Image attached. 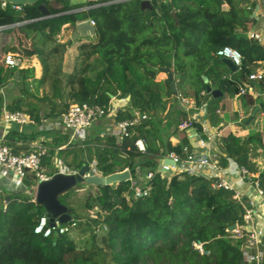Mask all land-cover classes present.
I'll use <instances>...</instances> for the list:
<instances>
[{
  "label": "trees",
  "instance_id": "trees-1",
  "mask_svg": "<svg viewBox=\"0 0 264 264\" xmlns=\"http://www.w3.org/2000/svg\"><path fill=\"white\" fill-rule=\"evenodd\" d=\"M148 1L149 6H141L140 0L74 4L69 0H38L20 5L19 10L9 4L0 7L1 41L13 31L24 34L33 46L22 48V55L17 53L20 63L22 58L35 55L40 64L36 76L33 66L6 68L0 61V117L2 109L20 110L32 120L24 125L10 124L3 143L14 153L27 152L40 136L46 148L41 165L48 170L54 158L74 171L94 161L101 175L127 168L132 179L141 177L138 186L149 185L145 195L133 198L130 180L106 187L85 183L96 189L83 196V206L95 211V217L78 216L65 203L72 188L59 196L74 214L66 222L67 230L61 234L52 230L42 237L33 227L39 216L47 214L33 200L36 179L33 172H27L23 189L0 191V264H243L246 234L235 237L227 227L243 224L247 196L235 198L234 190L213 187L216 177L186 171L161 174L157 166L158 159L171 151L186 158L192 144L185 127L192 126L205 138L201 125L193 120L179 128L193 109L204 105L208 122L214 125L220 121L222 95L213 97L207 92L203 77L222 94L237 95L249 112L258 104L255 122L259 125L264 121L261 97L238 94V82L262 87L264 81L255 83L246 78L249 71L264 64V37L247 36L254 22L250 15L254 0ZM39 3L50 16L42 17ZM85 19L93 20L95 38L82 42L78 37L74 61L69 70H63V52L70 41L59 42L55 36L65 24ZM224 45L240 52L239 70L231 71L215 54ZM12 49L1 47L3 53ZM162 67L172 73L173 91L167 77L156 79ZM16 68L18 78L13 79ZM9 77L12 85L7 86ZM110 94L124 100L112 116L110 130L116 121L130 118L132 109L146 114L145 119L127 128L126 135L90 131L71 140L58 129H38L42 119L59 116L72 103L106 108ZM188 96L193 98V108L184 110L177 103ZM246 118L217 138L215 154L220 167L231 161L252 173L264 199V172L254 159L257 150L264 149V129L256 127L240 134L252 122L245 124ZM171 135L179 137L177 143L171 144ZM137 139L142 140L143 150L134 144ZM148 171L153 172L149 179L145 178ZM196 241L201 243L202 253L194 248ZM261 242L264 249V237Z\"/></svg>",
  "mask_w": 264,
  "mask_h": 264
},
{
  "label": "built area",
  "instance_id": "built-area-1",
  "mask_svg": "<svg viewBox=\"0 0 264 264\" xmlns=\"http://www.w3.org/2000/svg\"><path fill=\"white\" fill-rule=\"evenodd\" d=\"M10 5L11 8L15 10L20 9V5L11 4L6 0H0V7L4 8L7 5ZM246 8H250L249 5ZM90 25L94 26L93 20L86 19ZM2 26H0V29ZM247 36L249 38H255L261 40V35L252 30L247 31ZM215 54L219 57H227L235 66L236 70H239L241 67L242 56L240 52L229 45H224L218 48ZM0 61L6 68H13L18 64H21L17 53L6 51L0 55ZM246 78L249 81L255 83H260L264 78L263 70H251L246 74ZM252 84H243L238 82V94H244L248 92L252 97L260 95V91L253 88ZM203 93V91H201ZM120 100H123L120 98ZM117 108L113 107L110 103L109 106L104 108L98 104H86V103H72L68 106L66 111L60 114L57 117L50 119H42L38 129H51L55 128L60 131L63 128L62 132H66L69 135L71 140L82 138L84 135V130L88 128L94 119L114 115ZM146 114L139 111L138 109H132V116L130 118L118 120L114 123L113 129H106L105 131L112 132L116 136L120 137L127 134V128L134 124H137L141 119H145ZM15 123L18 125H24L27 123H32V120L28 117L26 113L20 110L8 111L2 109L0 117V128L1 132L6 130L10 124ZM185 124H180L184 126ZM134 144L139 150L144 149V145L141 139L135 140ZM199 146L205 145V139H198ZM45 146L41 144L40 140H34L30 144V149L27 152L14 153L9 146L3 143V133L0 135V171L4 172L6 176L0 173V191H13L18 189H23V177L27 172H33L36 179L34 185L32 186V193L34 194L35 185L44 179L49 178L55 171L70 173L68 170L62 169L60 167V160H52V168L48 170L47 168L41 165L42 157L45 155ZM169 158L172 160V163H164L163 159ZM88 166L93 170L94 173L100 174L95 169V162L91 161L87 163ZM203 166L212 168L214 171L220 169V166L217 164V159L215 154L209 156L207 153L195 154L191 150L186 154L185 159H181L174 152H169L163 158L159 159L157 170L161 174H169L171 172L177 171H186L188 173H196L195 171ZM236 173L240 181L250 184L257 196L262 197V189L259 187L257 180H252L253 174L248 172L244 167H236ZM73 172V171H72ZM153 172L148 171L145 174V178H150ZM206 177V176H205ZM217 180L212 183L213 187H222L225 189L234 190L233 197L239 198L243 194L234 187V183L229 181L226 178H223L220 174H215L214 176ZM209 178V177H207ZM4 179H7V182H4ZM140 176L136 179H132L131 176L128 180L131 181L133 189L132 197L136 198L142 195H145L149 190V185L138 186L137 181H139ZM255 203L249 200V206L245 208L243 214V224L238 226L235 224L234 229L228 230L235 237H241L244 233L246 234V246L242 250V262L243 264H263L264 258V249L260 246L262 245V238L264 237V226L257 224L255 221L256 211ZM71 221V220H70ZM69 222V221H68ZM67 222V223H68ZM67 223H55L54 226L48 224L47 215L43 214L39 216L36 225L33 227V232L35 234H40L42 237H47L52 230L57 234H61L67 230ZM74 222H71L70 225H73ZM194 248H196L200 253L203 252L201 243L199 241L194 242ZM252 248V249H251Z\"/></svg>",
  "mask_w": 264,
  "mask_h": 264
},
{
  "label": "crops",
  "instance_id": "crops-1",
  "mask_svg": "<svg viewBox=\"0 0 264 264\" xmlns=\"http://www.w3.org/2000/svg\"><path fill=\"white\" fill-rule=\"evenodd\" d=\"M85 1H87V0H69V2L71 4L82 3ZM113 1H119V0H113ZM226 6H227L226 3L222 2V7L226 8ZM83 8H86V7H83ZM250 15H251V18H253L254 22L252 23L249 30L258 32L263 39V37H264V1L254 0V5H253L252 12L250 13ZM67 26H68L67 24L64 25V27H67ZM255 69L264 71V64L260 63L258 65V67H256ZM159 73H160V75H158V77L156 76L157 80H162L165 77H167L166 73L164 71L161 70L157 74H159ZM186 87H187V85H186ZM253 88L260 91L259 97H261V99L264 101V88L260 87V86H256V85ZM221 95H222V106L223 107L218 112V114L220 116V121L217 124L212 125L208 122V120L204 117V105H200L196 109H193L191 114H189L188 120L181 123V124H185L184 126L179 125V128H183L186 125H188V123L191 120L198 122L201 125V129L203 131V134H205L204 139H205L206 143L204 146H199L198 139L203 138V137H201L200 134H197L195 129L192 126H187L184 129L186 134L190 135V139H191L190 141L192 144V146H191L192 152H194V149L201 148V149H203V151L201 153H204V154L208 153V154H211V156H212L215 149H216L215 139H217L218 136L225 134L229 130H234L237 122L240 119L248 116L251 113V110L249 112V110L247 109L246 106L241 105L240 101L238 100L237 95H234L233 97H228L222 93H221ZM119 100H120V98L114 99L112 97L110 100V103L112 104L113 107L118 108L124 104V100H121L122 102H120ZM177 104L182 109L188 110L190 108H193V104H194L193 98L191 96L181 97L178 100ZM245 111H246V113H248V114H246V116L242 115V113ZM261 115H263V114H261ZM112 116L113 115L100 117V119H103L100 121L98 120L99 118H96L93 120V122L91 123V125L89 127L95 126L97 124L104 125V124L109 123V125H108V129H109L111 126V122H112ZM256 117H257L256 114L255 115L253 114V116L250 120L255 121ZM96 121L98 123H95ZM6 130H7V128H6ZM6 130H3L1 132V128H0V135H1V133H3V135H4ZM61 130L63 131V128ZM89 132H90V129L84 130V133H89ZM100 132L102 133L103 131H100ZM247 132H248V128L246 127L245 129L241 130L239 133L242 134V133H247ZM40 139H41V137L38 136L35 140H40ZM178 139H179V137L175 136V135H171L169 137V141L171 142V144L177 143ZM212 148H214V149L212 150ZM256 157H257L256 162L259 166V170L264 172V149L257 150V156ZM158 162H159V159H158ZM234 166L237 167L235 165V163L229 161L227 166L223 167V169L225 170V173L223 174V178H226L229 181L233 182L234 187L238 191H240L242 194L246 195L249 200L253 201L256 204L255 205V211H256L257 215L255 217V221L257 222V224L264 226V199H263V197H259L256 195L254 188L250 184L240 181V179L238 178L237 173L235 171L236 169H233ZM220 168H222V167H220ZM72 171H74V170H72L71 168L68 167L67 172H72ZM0 173L2 175L6 176L5 174H3L4 172L0 171ZM219 174L221 175V173H219ZM4 182H7V179H4Z\"/></svg>",
  "mask_w": 264,
  "mask_h": 264
},
{
  "label": "water",
  "instance_id": "water-1",
  "mask_svg": "<svg viewBox=\"0 0 264 264\" xmlns=\"http://www.w3.org/2000/svg\"><path fill=\"white\" fill-rule=\"evenodd\" d=\"M11 4L17 5H29L34 4L38 0H6ZM264 1V0H262ZM141 6H149L148 0H140ZM37 8L42 14V17L50 16L48 10L44 6V4L39 3ZM172 16L175 17L174 13L171 12ZM71 28L70 38L73 40L76 37H85L89 36L91 38H95V30L94 26L90 25L89 22L85 20H81L76 22L74 25H68ZM221 60L228 66L231 71H236V66L227 58L220 57ZM162 71L166 73L167 78L170 80V89L173 91L175 89L174 81L172 80V73L167 67H162ZM19 68H16L13 72V79L18 78ZM203 81L206 82V91L209 92L213 97L216 95H221V92L217 88H212L205 77H203ZM113 96L110 94V98ZM128 97H126L127 99ZM259 105L255 104L251 110V113L244 120V123L247 124L252 118L255 111L258 109ZM164 163H172V160L169 158L163 159ZM130 178V173L127 168L114 171L105 175L96 174L93 170L88 166L87 163H83L80 165L78 169L70 173H63L59 171H55L49 178L39 181L35 185L33 200L35 203L40 204L45 210L48 217V224L50 226H54L57 223H66L70 221L73 217V213L70 209L60 202L59 196L68 190L74 188L76 185L81 183H89L96 184L100 186H108L112 183H118ZM235 224H230L227 229H234Z\"/></svg>",
  "mask_w": 264,
  "mask_h": 264
},
{
  "label": "rangeland",
  "instance_id": "rangeland-1",
  "mask_svg": "<svg viewBox=\"0 0 264 264\" xmlns=\"http://www.w3.org/2000/svg\"><path fill=\"white\" fill-rule=\"evenodd\" d=\"M70 34H71V28L68 26L67 27L62 26L59 33L55 36L56 41H59V42H63L66 40L70 41L68 46L66 47L65 51L63 52V62L61 63V67L63 70H69L70 69V67L74 61L75 55H76V46L78 44V41H76V40L78 37H76L75 39L72 40L70 38ZM80 38H81L82 42L88 41L90 39L93 40V38H91L89 36L80 37ZM2 45L7 46V47H12L13 48L12 52L18 53L19 55H22V48H31L33 46L30 38H27L24 36V34L16 32V31H13L9 34H5L2 37V41L0 38V55L3 53L1 50ZM20 65L21 66H33L34 73L36 76L39 75V73H40V64H39L38 58L35 55L31 56L30 58H22ZM158 75H160V73L157 74V77H158ZM5 85H7V86L12 85V82L10 81V77L7 78V80H5ZM262 87L264 88V81H263ZM13 89H14V91L16 90L15 87ZM119 101L122 102L121 100H119ZM246 114H248V113H246V111L242 113V115H245V116H246ZM254 115H255V113H254ZM98 120L100 121L103 119L99 118ZM95 123H98V122L96 121ZM108 125H109V123L104 124V125L97 124L95 126L88 127L86 129H90V131H95V132L104 131L108 128ZM256 127L260 128L263 131L264 121L263 122L260 121L259 125L257 124V122L252 121L250 123V125L247 127L248 132L252 131ZM263 133H264V131H263ZM216 140L217 139H215V143H216ZM213 149L214 148H212V150ZM213 154H215V151ZM209 156H211V154H209ZM215 156H216V154H215ZM216 159H217V157H216ZM254 159L256 161L257 157H255ZM217 164H218V161H217ZM58 165H60V167H62V169L68 170V166L63 161H61L60 164H58ZM233 169H236V167L234 166ZM195 172L196 173H193V174H198V175L210 177V176H214L217 173L218 174L221 173V176H223V174L225 173V170L222 167L217 172V171H214L210 167L203 166V167L198 168ZM140 180H141V177H140ZM141 183H142V181H140L139 184H141ZM95 190H96L95 187H93V186L87 187L85 183L78 184L74 187V189L71 193H69L65 196L64 201L66 204L71 206L73 211L78 216L95 217L96 216L95 211L88 210L83 206V196H85L87 191L94 192Z\"/></svg>",
  "mask_w": 264,
  "mask_h": 264
},
{
  "label": "bare ground",
  "instance_id": "bare-ground-1",
  "mask_svg": "<svg viewBox=\"0 0 264 264\" xmlns=\"http://www.w3.org/2000/svg\"><path fill=\"white\" fill-rule=\"evenodd\" d=\"M202 151H203V149H201V148L194 149V153H195V154H199V153H201Z\"/></svg>",
  "mask_w": 264,
  "mask_h": 264
}]
</instances>
